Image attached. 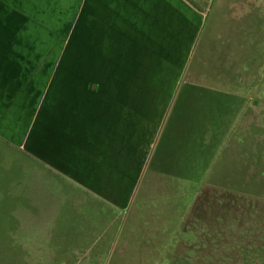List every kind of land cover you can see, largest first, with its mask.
Segmentation results:
<instances>
[{"label":"rangeland","instance_id":"374dc122","mask_svg":"<svg viewBox=\"0 0 264 264\" xmlns=\"http://www.w3.org/2000/svg\"><path fill=\"white\" fill-rule=\"evenodd\" d=\"M4 1L5 15L36 18L19 21L10 66L18 60L38 63L48 54L51 65L64 63V78L83 81L85 95L130 93L129 84L119 89L107 87V81L142 83L149 129L153 122L157 133L182 74L183 55L161 49L165 55L153 56L138 41L132 46L127 40L93 39L99 16L107 20L110 11L94 10L92 0H53L51 8L40 5L42 0ZM103 30L108 36L107 24ZM197 50L196 80L179 87L156 154L162 167L175 168L177 179L147 172L127 213L101 209L89 197L83 207V194L70 180L0 140V264H243L236 247L249 245L253 251L246 258L257 260L254 253L264 245V83L260 75L255 84L263 87L249 81L237 87L238 71L220 65L226 56ZM260 63L263 67L262 55ZM97 82L98 92L91 87ZM131 90L143 97L140 88ZM203 181L242 192L238 207L220 209V219L197 215L190 188ZM262 256L258 264H264Z\"/></svg>","mask_w":264,"mask_h":264},{"label":"crops","instance_id":"0c3cea01","mask_svg":"<svg viewBox=\"0 0 264 264\" xmlns=\"http://www.w3.org/2000/svg\"><path fill=\"white\" fill-rule=\"evenodd\" d=\"M42 1L40 5L52 7L53 0ZM1 4L0 140L42 163L57 177L70 180L83 194L79 201L83 207L93 200L101 209L127 213L183 72L199 46L206 55L226 56L220 65L238 71L237 87L248 81L263 87L255 83L260 75L264 83V66L260 67L264 0H92L94 10L102 13L108 7L110 11L107 20L99 16V34H93V39L127 40L132 46L138 41L140 47L151 50L150 55H165L160 50L168 49L169 55L185 57L156 134L155 123L149 129L148 96L142 83L136 86L128 80H113L106 84L119 89L129 84L131 89L140 88L143 97L132 96L137 91L131 89L129 94L85 95L83 81L64 78V63L51 65L48 54L38 63L25 65L18 60L10 66L12 59L7 57L17 55L11 46L20 33L19 21L34 23L36 18L5 15ZM106 24L108 36L103 37ZM206 30L209 36L202 45ZM99 83L92 89L98 92Z\"/></svg>","mask_w":264,"mask_h":264},{"label":"trees","instance_id":"16d2710c","mask_svg":"<svg viewBox=\"0 0 264 264\" xmlns=\"http://www.w3.org/2000/svg\"><path fill=\"white\" fill-rule=\"evenodd\" d=\"M194 56H196V54H193V56L191 57L185 71L183 72V75L181 77V81L179 83V87L185 81L192 82V81L196 80V75L194 72V70H196V69L193 70V67H194V62H196L195 59H197V57H194ZM179 87H178V89H179ZM178 91L179 90H177V92H176L175 101L178 97ZM163 126H164V124H163ZM162 130H163V127H162ZM162 130H161V132H162ZM161 134L162 133L159 134V138H160ZM159 138H158L156 144L153 146V149H152L151 155L149 157V161L147 163L146 169L142 175L141 181L137 187V190L135 192V195L133 197V201H132L129 209L131 207L133 208V206H134V203L136 201V197L139 194V190L142 186L143 180H144L147 172H160L162 174L170 176L172 179H177V173L175 172V168L173 169L171 166H169L170 164H168V163H167L168 166H165V164H164V166L162 167L160 164L161 161L158 160V158L156 159V154L158 151ZM158 161H160V162H158ZM192 190L194 191L195 196H196L195 200H194L195 201L194 207H195V209H198L197 215L201 216L202 218H207V216L209 217V216L217 215L216 217L218 219H220L219 214H218L220 209L226 210L227 208H229V209H231V207L234 208L239 203V200L242 199V196H241L242 192H238V191L227 189V188H222V187L219 188L216 186L207 185L204 181L197 183L196 185L194 184L192 186V189L190 188V191H192ZM206 193L209 194L210 197L203 199L202 197H204V195ZM199 197H201L202 200ZM200 200H201V203H200ZM245 200L246 199H244L243 201H245ZM236 207H238V206H236ZM261 246L263 247V249L260 250L261 252L254 253L255 257L257 256V260H259L258 262H257V260H254V262H253V260L251 258H246L247 255L249 256L252 254V251H253L252 245H249L248 247H246V246L236 247V248L240 249L239 261L242 262L243 264L249 263V261H251V263H253V264H258V263H260V261L262 262L263 261L262 254L264 253V245H261ZM233 249H235L234 246H233ZM228 259H229L228 263H231V258L228 257Z\"/></svg>","mask_w":264,"mask_h":264}]
</instances>
